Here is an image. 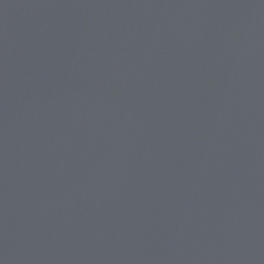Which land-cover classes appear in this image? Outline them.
Wrapping results in <instances>:
<instances>
[{
	"label": "water",
	"instance_id": "obj_1",
	"mask_svg": "<svg viewBox=\"0 0 264 264\" xmlns=\"http://www.w3.org/2000/svg\"><path fill=\"white\" fill-rule=\"evenodd\" d=\"M0 264H264V0H0Z\"/></svg>",
	"mask_w": 264,
	"mask_h": 264
}]
</instances>
